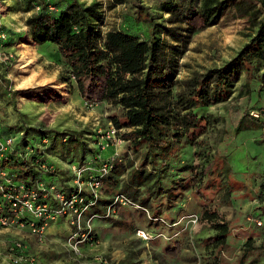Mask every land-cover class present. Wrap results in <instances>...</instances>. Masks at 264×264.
Wrapping results in <instances>:
<instances>
[{
    "label": "trees",
    "instance_id": "trees-1",
    "mask_svg": "<svg viewBox=\"0 0 264 264\" xmlns=\"http://www.w3.org/2000/svg\"><path fill=\"white\" fill-rule=\"evenodd\" d=\"M153 1L152 6L144 0H113L110 8L126 3L128 9L122 17V26L106 31L101 29L104 24L102 5L95 0L88 4L83 0H12L7 5L10 12L29 13L25 19L26 31L15 34V41L38 46L56 45L69 74L60 76L63 82L73 79L85 102L108 101L121 109V114L112 115V123L140 162L136 164L134 158L112 159L110 171L101 178L99 195L87 210L95 215L93 219L109 220L113 226L122 225L121 219L105 216L109 206L114 210L120 206L113 202L114 197L121 194L129 200L133 230L137 226L135 210L145 213L149 206L153 210L147 218L149 225L168 224L165 218L170 215L164 218L161 215L171 211L186 190L194 188L196 174L191 172L192 166L184 163L179 166L181 174L173 176L168 172L166 154L173 146L193 145L209 125L217 122L213 114H199L198 111L229 100L241 75L244 78L239 96L250 95L254 78L260 85L264 84V0ZM230 8L253 29L250 39L222 65L202 73L193 72L178 80L179 60L192 35L216 25ZM6 43V39H0V46ZM7 69L6 64L0 63V85L4 83L6 87ZM175 85L178 86L176 90ZM44 88L14 90L4 93L2 98L4 103L15 106L17 97L41 103L60 97L56 90ZM250 111L246 109L239 116L233 126L234 132L244 127H264V121L252 116ZM1 124L4 133L19 131L22 135L14 151L0 160V170H8L13 183L36 188L37 182L46 185L48 181L54 182L66 196L74 192L84 203L89 201L90 192L78 191L72 185L70 168L60 170L49 159L50 152H55L69 164L90 162L92 166L98 165L95 162L98 150L90 148L80 132ZM121 129L124 131L119 132ZM36 137L40 141L31 146V139ZM43 139H47L46 144H42ZM60 146L64 151L58 150ZM41 156L55 165L54 173L39 169L35 161ZM88 174L85 173L84 179ZM199 180L201 182V178ZM201 209V218L215 229V234L205 240L212 239L214 246L225 250L229 225L215 221V210L209 212L204 206ZM28 217L24 215L21 219ZM93 233H89L87 241L97 239ZM179 243L176 240L173 246L166 244V253L177 254L181 249ZM254 252L256 256L252 258ZM138 255L139 252H127L113 264H139V260L134 261ZM250 257L253 262L263 257L264 264V235L259 245L251 238L245 241L238 257L239 264ZM21 264L29 263L26 259Z\"/></svg>",
    "mask_w": 264,
    "mask_h": 264
},
{
    "label": "rangeland",
    "instance_id": "rangeland-1",
    "mask_svg": "<svg viewBox=\"0 0 264 264\" xmlns=\"http://www.w3.org/2000/svg\"><path fill=\"white\" fill-rule=\"evenodd\" d=\"M83 1L88 4L93 0ZM95 1L102 5L104 24L101 29L120 28L128 5L122 3L110 8L113 0ZM144 1L152 6L154 4L153 0ZM11 3L12 0H0V27L6 33L4 39L7 42L0 46V63L8 66L5 75L8 85H0V122L44 130H73L80 132L92 148L91 138L103 134L113 124L112 115L121 114V109L108 101L86 104L73 79L63 82L60 76L69 74L56 45L38 46L15 41V34L26 31L25 19L29 13L10 12L7 5ZM253 32L248 23L237 16L235 9L230 8L216 25L192 35L179 60L178 80L193 72L202 73L222 65L235 55ZM243 78L241 75L229 100L198 111L199 114H213L217 122L209 125L193 145L173 146L166 154L169 174H181L179 166L184 163L191 165V172L196 174L194 188L186 190L171 211L161 215L163 218L171 216L165 218L168 224L149 225L147 218L151 217L153 210L148 206L145 213L131 209L135 210L134 222L137 223L133 230L130 224L131 207L120 205L110 216L121 219L124 222L122 225L113 226L109 220L93 219L85 209L79 217L78 226L74 221L78 213L69 208V218L48 222L41 235L31 231L28 221L22 228L0 225V264H21L29 257L35 259V264H113L127 252H139L134 258V261L139 260V264H239L238 257L245 241L251 238L255 245H259L264 235V127L251 126L233 131V126L246 109L251 110L252 116H259L264 121V84L260 85L254 78L250 95L239 96ZM38 86L56 90L60 97L44 103L17 97L15 106L3 101L4 93ZM177 87L175 85L174 90ZM13 136L16 143L22 135L17 131L13 132ZM121 140L119 144L110 142L97 154L118 160L134 158L139 164L136 152ZM39 141V137L31 139L30 145H37ZM58 150L64 151V148L60 146ZM49 159L60 170L76 164H69L55 152H50ZM86 159L90 157L86 156ZM83 187L89 191L87 185ZM203 206L209 212L216 211L215 221H224L229 225L225 250L214 246L212 239L205 240L215 234V229L201 218ZM192 214L198 217L196 223L192 222ZM85 229L94 232L97 239L87 241L86 235L82 237L81 233H76ZM138 230L143 231L146 237L140 236ZM176 240L180 241L181 249L177 254H167L166 244L173 246ZM15 242H20L22 247L13 252L11 249ZM255 256L256 252L252 258ZM15 258H18V263H14ZM260 258L259 262H253L250 257L243 264H263V257Z\"/></svg>",
    "mask_w": 264,
    "mask_h": 264
},
{
    "label": "built area",
    "instance_id": "built-area-1",
    "mask_svg": "<svg viewBox=\"0 0 264 264\" xmlns=\"http://www.w3.org/2000/svg\"><path fill=\"white\" fill-rule=\"evenodd\" d=\"M6 33L0 29V39L5 38ZM86 104L88 102H85ZM2 124L0 122V160L7 157L9 153L14 151L15 138L13 133H4ZM94 137V136H93ZM93 148L97 149V153L105 149L110 142L115 141L119 144L122 142L121 138L117 135V129L113 124L101 134L99 137L92 138ZM47 139L42 140V144H46ZM28 154V152H26ZM25 154V156H26ZM96 166H92L90 162L84 164H73L70 166L71 173L73 175L72 185L78 191L85 190L83 185H87L90 192V199L87 203H84L83 198L75 195L74 192L70 196H66L63 192L57 189L54 182H49L48 185L37 182L36 188L26 186L25 184L18 182H12V175L6 169L0 170V225L2 226H17L24 227L25 221H28V226L35 234L41 235L48 222L55 221L59 218H69V208H73L74 212L78 213V218L74 221L79 226V217L84 214L85 209H88L90 205L95 203L96 198L99 195V187L101 184V178L105 176L111 169L110 158H103L96 154L95 158ZM36 164L39 169L44 173H54L56 171L55 165L43 156L36 159ZM89 172L87 178L84 179L85 173ZM40 191V192H39ZM113 204L129 205V200L121 194L114 197ZM78 211V212H77ZM114 209L109 206L106 209L105 216L110 215ZM146 211V210H145ZM24 215L29 216V219H21ZM95 215H91L93 218ZM192 222L196 223L198 217L196 214H192ZM25 224V225H24ZM77 234L81 233V236L89 239L90 230L85 229L77 230ZM138 234L142 237H146L145 233L138 230ZM80 237V235H79ZM80 237V241L81 238ZM83 238V239H85ZM86 239V240H87ZM22 247L20 242H15L12 245V251L16 252ZM18 258L14 259V263H18ZM29 264H34V258H27Z\"/></svg>",
    "mask_w": 264,
    "mask_h": 264
}]
</instances>
